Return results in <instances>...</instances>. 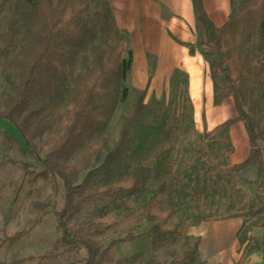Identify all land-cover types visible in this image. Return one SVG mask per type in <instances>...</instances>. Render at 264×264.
<instances>
[{
  "label": "trees",
  "instance_id": "16d2710c",
  "mask_svg": "<svg viewBox=\"0 0 264 264\" xmlns=\"http://www.w3.org/2000/svg\"><path fill=\"white\" fill-rule=\"evenodd\" d=\"M191 1L203 33L196 45H190V51L198 50L209 64L214 103L232 97L237 112L214 127L211 134L222 129L228 132L232 124L243 122L251 147L242 162L232 163L228 157L219 165L209 161L198 183L207 189L211 178L223 179L250 166L259 167L260 177L252 182L257 189L254 205L230 215L243 218L238 237L241 245L248 246L250 222L264 229V0L239 6L221 26L211 19L204 0ZM2 11L3 4L0 18ZM0 43V77L6 85L0 92V121L14 127L22 140L23 153L43 155L40 176L44 182L59 178L65 190L64 206L55 212L62 235L54 251L41 256L38 264L47 257L58 258L80 248L87 252L85 264H119L112 258L113 248L140 237L129 232L103 246L104 230L117 224L111 216L90 220L103 227L92 233H85L83 225L74 222L89 200L107 198L127 208L144 189L150 168L143 164L134 166L126 180L114 181L125 169L131 136L137 127L157 130L152 157L154 178L161 183L142 200L138 218L140 224L149 225L152 257L147 263L142 254H135L120 264H192L201 240L187 236L186 246L179 252L176 244L182 236L183 221H173L175 209L164 208L168 192L165 178L174 171L176 139L187 112L181 113L180 107L189 104L193 113L188 77L181 72L175 75L168 107L161 101H146L148 86L140 90L122 115L118 135L112 138L107 131L129 95L127 79L134 52L131 35L118 26L109 0H100L94 13L90 0H14ZM47 133V141L39 148L36 141ZM78 151L84 152L73 161ZM33 228L13 231L3 241L13 245ZM165 247L171 259L162 262L158 252ZM33 258L22 257L10 264Z\"/></svg>",
  "mask_w": 264,
  "mask_h": 264
},
{
  "label": "rangeland",
  "instance_id": "374dc122",
  "mask_svg": "<svg viewBox=\"0 0 264 264\" xmlns=\"http://www.w3.org/2000/svg\"><path fill=\"white\" fill-rule=\"evenodd\" d=\"M249 1L251 0H235L234 10ZM13 2L14 0H0V5L3 4L0 33L5 30L12 16ZM99 3L100 0H90L92 13L96 11ZM202 31V28H197L199 36L202 35ZM0 45L2 44L0 43ZM154 63L155 61L150 60L149 73L151 74L148 76L145 69L139 68L141 57L136 58L134 55L132 69L127 79L129 95L118 107L107 131L108 136L116 138L122 124V115L129 110L139 91L146 86L149 89L146 97L148 103L161 101L165 107L169 106L171 87L168 90L167 87H164L165 85L154 84L153 81L157 78L156 74L154 75ZM137 69L141 70V76L139 74L135 76ZM4 70L5 68L1 69L2 73ZM175 75L171 77L172 80ZM0 82V92H2L6 89L2 76ZM162 87L166 89L164 91L155 89ZM208 100L206 99V103L210 106L206 107V111L213 118L219 116L218 118H224L225 121L236 116L232 98L217 105H214L212 96ZM201 101L198 98L191 100L193 113L189 112V104L180 107L181 113L184 110L187 112L181 123L180 135L176 139L174 157L176 165L173 173L165 178L168 183V192L164 208H174L173 221H183L182 236L177 242L176 248L179 252L184 249L187 236L201 240L198 233L203 231L202 234H204L205 230L213 227V224L201 225L203 222L220 221L216 222L215 226L216 238L211 240L204 234L202 242L203 246H210L215 251L214 254L212 253L215 256L207 258L202 255L203 252L198 250L192 264H217L220 262L219 260L222 261L221 264H264V229L251 221L248 230L251 242L248 246L241 245V238L235 234L237 225L234 224L228 228L225 221L234 218L230 216L231 214L250 209L254 205L257 189L252 182L260 177L259 167L250 166L239 174H228L223 179L211 178L207 189L201 188L198 183V176L204 172L209 161L214 165H219L226 157L230 158L233 151L230 137H238V142L240 138H243L239 128L234 124L230 126L228 133L222 129L218 134H211L212 129L205 124L207 114L203 113L204 108L201 107L204 102L203 98ZM48 137L49 133L41 141H36L39 148L43 142L47 141ZM190 138L198 145L191 144ZM156 139L157 130L154 127H137L132 133L129 145L130 156L124 161V171L118 174L114 181H124L129 178L133 167L139 164L148 166L150 173L144 189L131 199L129 207L125 208L111 199L95 198L85 202L75 215V224L83 225L85 233L103 229L98 224L89 223L92 219L111 216L113 221L117 222L115 226L104 230L102 234L103 246L112 239L124 236L129 232L140 236L136 240L119 244L113 248L112 258L119 264L121 260L135 254H142L147 263L152 257L149 225L147 223L140 224L138 218L143 209L142 200L149 198L152 189L161 183L154 178L155 163L152 153L155 149ZM222 141H227V144L222 145ZM238 142V155L240 156L241 141ZM21 147L22 140L14 127L7 121H0V264H10L27 256L34 258L18 264H38L41 256L50 255L54 251L56 241L62 235L58 228V218L55 212L60 210L65 203L63 181L53 177L45 183L40 176L43 170L41 162L43 155L38 156L33 152L23 153ZM83 152L78 151L73 157V161ZM262 180H264V176H262ZM197 194L200 195L199 198L196 197ZM239 221L240 227L243 218H240ZM33 226L34 228L28 234L13 245L3 241L5 235L16 230H28ZM211 242H213V246ZM169 254V248L165 247L158 252V258L162 262H167L171 259ZM86 258V249L80 248L58 258L47 257L40 264H85Z\"/></svg>",
  "mask_w": 264,
  "mask_h": 264
},
{
  "label": "crops",
  "instance_id": "0c3cea01",
  "mask_svg": "<svg viewBox=\"0 0 264 264\" xmlns=\"http://www.w3.org/2000/svg\"><path fill=\"white\" fill-rule=\"evenodd\" d=\"M109 1L118 26L127 29L131 35V47L135 57H141V65L139 68L145 69L146 75L149 76V69L151 68L150 60L155 61L154 75L156 74L155 76L157 78L154 79L153 82L157 86L165 85L164 87H167L168 90H170L172 84V76L177 74V72L185 74L188 77V90L192 99L198 98L200 102H202V98L204 100L201 107L204 108L203 113L207 114V119L205 120L206 126L213 129L217 125L223 123L224 118H218L219 116L213 118L211 114L206 111V107L210 106L206 103V99H211L212 96L214 103V85L210 77L209 64L203 54L198 50L195 53L190 51V45H196L200 40L199 33L197 32L198 25L192 1ZM234 2L235 0H204L205 8L217 26L223 25L229 16L234 12ZM140 72L141 70L137 69V71H135V76H138V74L141 76L142 72ZM155 89L156 91H164L166 88L164 89L162 87L161 89ZM228 98L232 97H227L226 99L228 100ZM214 105L217 104L214 103ZM234 125H237V128H239V132L243 138L239 139L241 141H239L241 148V154L239 156V146H237L238 137L236 138L233 135V137H230L233 146V151L230 154V160L232 163H239L248 157L251 147L245 124L243 122H237L234 123ZM221 131L222 130L216 134ZM219 137L223 138L222 136ZM239 219L240 218L234 217L232 220H225L228 228H231L234 224L237 225V229L235 230L237 237L242 225L241 224L239 227ZM216 222L220 221L212 220L201 224H213V227L204 231V234L209 236L211 240L216 238ZM202 233H198L201 236L199 251L203 252V256L212 258V256H215L213 255L215 251L211 249L210 246L202 245L204 237V234ZM211 244L213 246V242H211ZM219 261L220 262L217 264L222 263L221 260Z\"/></svg>",
  "mask_w": 264,
  "mask_h": 264
}]
</instances>
